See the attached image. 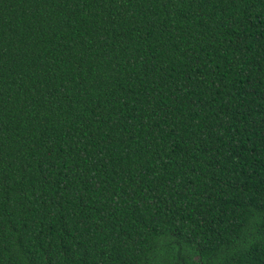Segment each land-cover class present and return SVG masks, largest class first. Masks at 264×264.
Masks as SVG:
<instances>
[{
  "label": "trees",
  "instance_id": "obj_1",
  "mask_svg": "<svg viewBox=\"0 0 264 264\" xmlns=\"http://www.w3.org/2000/svg\"><path fill=\"white\" fill-rule=\"evenodd\" d=\"M0 264H264V0H0Z\"/></svg>",
  "mask_w": 264,
  "mask_h": 264
}]
</instances>
